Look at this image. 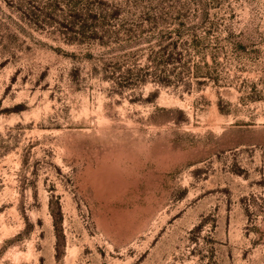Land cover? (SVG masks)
<instances>
[{
  "label": "rangeland",
  "instance_id": "1",
  "mask_svg": "<svg viewBox=\"0 0 264 264\" xmlns=\"http://www.w3.org/2000/svg\"><path fill=\"white\" fill-rule=\"evenodd\" d=\"M0 264H264V0H0Z\"/></svg>",
  "mask_w": 264,
  "mask_h": 264
},
{
  "label": "trees",
  "instance_id": "2",
  "mask_svg": "<svg viewBox=\"0 0 264 264\" xmlns=\"http://www.w3.org/2000/svg\"><path fill=\"white\" fill-rule=\"evenodd\" d=\"M162 51L166 55V57H168L169 61L174 59L173 55L169 52L168 48L164 47Z\"/></svg>",
  "mask_w": 264,
  "mask_h": 264
}]
</instances>
